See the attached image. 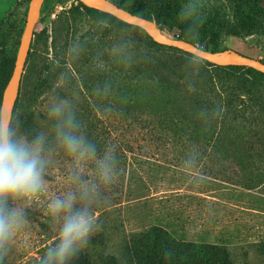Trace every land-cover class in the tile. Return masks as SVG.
I'll return each mask as SVG.
<instances>
[{"label": "rangeland", "instance_id": "obj_1", "mask_svg": "<svg viewBox=\"0 0 264 264\" xmlns=\"http://www.w3.org/2000/svg\"><path fill=\"white\" fill-rule=\"evenodd\" d=\"M252 2L198 0L202 18L196 27L216 32L227 48L264 61V35L252 31L234 35L231 30L240 17L251 15ZM186 3L188 0H180L174 15L177 29L193 26L178 17ZM254 3L264 9V0ZM28 4L29 0H0V59H15ZM75 5V0H45L34 26L14 114L22 134L45 135L53 151L45 177L47 191L38 203L24 206L27 223L2 264H39L58 230V222L46 215L47 203L74 187L68 180L70 162L56 147L46 115L52 97L72 102L80 131L98 153L106 146L114 147L118 170L115 182L101 190L92 206L99 227L89 247L72 264H106L109 258L115 264H264V162L259 170L243 164L261 149L258 133L264 135V77L254 87L242 72L213 70L209 77L223 92V105L229 100V112L224 119L220 112L221 117L214 119L216 125L204 133L206 129L192 127L174 115L176 104L167 105V112L154 108L142 92L136 95L124 83L128 55L154 61L167 54L187 57V52L154 42L137 26L109 27L91 20L82 10L68 12ZM91 25H97L95 35ZM199 39L196 33L197 44ZM73 46H78L76 53L70 52ZM140 107L163 113L154 115V121ZM128 113L137 121L151 118L146 126L159 135L127 131ZM234 125L240 127L239 132L231 128ZM219 129L228 132L222 133L223 140L233 138L225 148L218 147ZM127 139L136 147L137 158L152 163L150 169L148 163L143 165L145 172L138 171L139 165L132 167L134 177L128 181L124 175ZM172 144L186 156L202 159L194 160L196 166L190 169L158 166V157L176 161V152L170 148L166 149L169 153L160 151ZM208 154L215 159L205 167ZM246 172L256 173L252 181ZM81 175L91 180L92 166ZM128 183L134 194L128 193ZM150 227L160 231L150 232ZM207 244L217 248L208 252Z\"/></svg>", "mask_w": 264, "mask_h": 264}, {"label": "clouds", "instance_id": "obj_2", "mask_svg": "<svg viewBox=\"0 0 264 264\" xmlns=\"http://www.w3.org/2000/svg\"><path fill=\"white\" fill-rule=\"evenodd\" d=\"M199 7L198 0H188L178 13L180 21L198 26L202 18ZM195 37L193 31L188 38ZM77 50L78 46H73L70 52ZM46 115L56 147L70 162L68 180L74 187L47 203L46 215L58 222V230L39 264H72L89 247L99 227L92 206L101 190L115 182L116 158L113 146L98 153L96 145L82 134L69 99L52 97ZM52 151L45 135H24L14 113L0 114V264L27 223L24 206L38 203L47 191L45 177ZM89 165L92 178L86 180L81 174Z\"/></svg>", "mask_w": 264, "mask_h": 264}, {"label": "trees", "instance_id": "obj_3", "mask_svg": "<svg viewBox=\"0 0 264 264\" xmlns=\"http://www.w3.org/2000/svg\"><path fill=\"white\" fill-rule=\"evenodd\" d=\"M255 1L257 0H253V2L251 3V15L248 17H240L238 23L231 28L232 34L237 35L242 31H252L264 35V9L257 6L254 3ZM118 4L134 14L149 19H154L159 29L169 36L182 38L197 44L196 40L188 38L191 33L195 31L200 35V39L197 44L200 47L211 51H217L227 48L224 46L223 40L216 32L194 26H183L179 29L175 27L173 18L179 10L180 0H119ZM78 10H82L85 15L91 20L97 23H103L109 27H119L123 25L131 26L130 24H127L111 15L110 13L87 7L80 1H77V5L70 8L68 12L73 14ZM96 27L97 25L90 26V28H92V35L96 34V31L93 30V28ZM169 48L179 50L174 47ZM187 55V57L180 54L161 55L157 56L154 61L134 56V54L130 56L128 55L126 57L127 65L124 83L129 89H132L134 91V94L140 95V93L142 92L143 95H145L154 103V108L158 107L160 109H163L164 112H167V110H170L168 109L167 105H170L171 103L176 104V107L174 108V115H176L180 119V121L189 124L192 127L206 129L204 132L206 133V131L212 130V125H216V121L214 119L218 120L217 117H221L220 112H222L223 119L228 116L230 104L228 99L225 105H223V103L221 102L223 92L220 89L217 90L215 88L212 79L209 77L210 73H212L215 69H222L231 73L242 72L243 77L246 79V81L254 87L262 82L261 78L264 77V74L250 67L236 65L215 66L211 63H203L202 60L194 58L195 56L189 53H187ZM14 60L15 59H9L5 57L0 59V103L4 87L6 86L8 79L12 73ZM217 98L219 99V103H217ZM140 108L141 111L149 112V115H152L154 117V121L156 117L154 115H160L163 113L160 111V109L155 111V109L152 110L150 107ZM223 108H227L226 111H222ZM151 110L153 112H151ZM150 122L151 118L149 120L143 119L142 121H137V119H134V117L131 116L130 113H128V120L125 122V125L128 128L127 131H134V129H137L141 130L143 133H146L148 136H150V133L152 132L157 135L158 133L153 131V128H147L146 123L148 124ZM231 128L235 132L240 131V127L238 125L231 126ZM224 131L225 133H228L226 129L218 130L220 135H222L219 138L220 145H218V147L222 148H225V146L227 147L228 144H232L233 139L231 138V140L229 141L230 143L223 140V137H225V135H223L222 133ZM263 136L264 135L258 133V140L260 141L261 149L256 154L257 156L253 155L249 158V156L247 155L248 157L246 164L244 163L246 158L243 160L244 166L249 164V166L258 169L260 164H263ZM157 141L159 140L157 139ZM159 142L161 143V141ZM125 145L128 154H125L126 167L124 175L125 180L128 181L129 179L131 180L134 177V175H132L133 173L130 171L132 170V167L139 165L138 171L145 172L146 167L143 165L148 163V166H150L149 163L151 162L148 161L149 159L147 158H145V161L144 159L142 160L140 156H138L137 158V153H134L136 151V147L133 145L130 139H127L125 141ZM178 145H182V147L184 148L186 147V144L178 143ZM250 145L253 149L255 148L254 144ZM168 148H170L173 152H176V154L174 155L170 153L173 155L176 161L173 162L168 159H163L162 157L161 159L158 157V160H155L160 162L157 163L158 166H162L163 168H167L166 166H172L190 169L191 166L193 167L195 165L194 160L202 159H196L194 156H186L185 154H183V152L179 151L177 146L175 147L174 144L161 147L160 151L169 153L171 151L166 150ZM212 148L217 147H215V145H212ZM131 156H134L135 158L129 160ZM144 156L147 157L149 155H146L145 153ZM213 159H215V157L208 154V156L204 160V163H206L205 167H207L208 162L212 161ZM183 163H187L189 165H187V167L182 166ZM148 166L147 169H150L151 166ZM258 170H256L257 173H259ZM244 174L247 178L249 177L251 181L256 175L255 172L252 175L248 174V172ZM216 178L221 179L219 177ZM127 188L128 193H135L134 188L131 187L129 183L127 185ZM148 229L153 233L160 231V229H157L156 227H150ZM204 247H206V250L208 252H211L217 248V246L214 244H207L204 245ZM106 264L115 263L111 258H109V260L106 261Z\"/></svg>", "mask_w": 264, "mask_h": 264}, {"label": "water", "instance_id": "obj_4", "mask_svg": "<svg viewBox=\"0 0 264 264\" xmlns=\"http://www.w3.org/2000/svg\"><path fill=\"white\" fill-rule=\"evenodd\" d=\"M44 1L45 0H29L25 25L20 37L12 73L2 93L0 114L7 115L14 113L18 100L21 78L33 37L34 26L39 17ZM77 1L82 2L87 7L110 13L127 24L141 28L154 42L158 44L180 49L215 66L236 65L250 67L264 74V61L258 58L243 54L231 48L211 51L202 48L189 40L169 36L159 29L154 19L134 14L111 0Z\"/></svg>", "mask_w": 264, "mask_h": 264}]
</instances>
